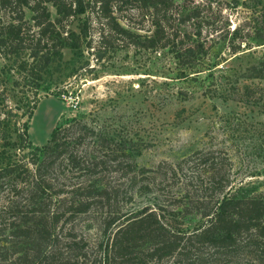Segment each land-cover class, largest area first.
Masks as SVG:
<instances>
[{"label":"trees","instance_id":"trees-1","mask_svg":"<svg viewBox=\"0 0 264 264\" xmlns=\"http://www.w3.org/2000/svg\"><path fill=\"white\" fill-rule=\"evenodd\" d=\"M48 3L56 8L55 19ZM176 7V0H0V58L27 51L32 61L19 62V70L28 67L32 77L40 78L64 48L81 52L86 45L101 52L121 46L167 50L186 77L206 66L212 70L217 61L211 63L201 51L203 44L191 40ZM77 18L75 30L70 25ZM94 29L96 41L90 33ZM238 32L234 28L228 42L233 52L242 45L235 43ZM255 36L264 43L263 30L257 28ZM247 72L264 79V55ZM5 99L0 88V186L17 195L9 208L15 214L11 224L18 248L6 264H226L234 257L264 264V197L230 192L232 162L223 149L201 148L175 163L142 168L151 171L165 201L157 209L146 206L121 217L119 200L130 199L140 180L125 136L73 118L54 127L43 146H30L34 167H25L24 157L15 154L29 147L27 121L21 132ZM81 164L90 173L115 175L67 189L63 174ZM19 196L26 197L25 203ZM57 196L62 199L55 204ZM104 208L111 233L94 252L84 237L72 233L73 223L91 209L105 213ZM194 213L200 222L184 230L183 217Z\"/></svg>","mask_w":264,"mask_h":264},{"label":"rangeland","instance_id":"rangeland-1","mask_svg":"<svg viewBox=\"0 0 264 264\" xmlns=\"http://www.w3.org/2000/svg\"><path fill=\"white\" fill-rule=\"evenodd\" d=\"M48 5L55 19L56 8ZM176 5L182 28L193 42L203 44L201 51L211 63L217 61L212 70L206 66L186 77L167 50L115 46L99 52L84 45L81 52L64 48L62 57L34 78L30 68L19 70V62L32 61L27 51L1 55L0 88L5 101L14 108L21 132L27 121L29 147L15 154L24 157L25 167H34L31 145L43 146L54 127L77 118L113 135L122 133L128 141L140 180L129 192L130 199L119 200L120 216L146 206L157 209L165 201L152 183L151 171L142 168L175 163L201 148H221L230 158V192L264 197V79L247 76V68L264 55L263 40L255 36L257 28L264 31V0H176ZM31 15L27 9V17ZM79 19L71 28L78 30ZM236 27L235 43L242 45L233 52L228 42ZM90 33L96 41L97 29ZM110 172L90 173L81 164L66 171L61 181L70 189L78 182L105 181L115 175ZM4 188L0 186V264H6L5 259L18 249L11 224L15 214L9 208L17 195ZM59 197L53 199L55 204ZM19 198L25 203L26 197ZM100 210L91 209L73 223L72 233L84 237L94 252L111 233L104 220L106 208L105 213ZM183 220L184 230L190 231L200 217L188 214ZM233 259L226 264L248 262L245 257Z\"/></svg>","mask_w":264,"mask_h":264}]
</instances>
